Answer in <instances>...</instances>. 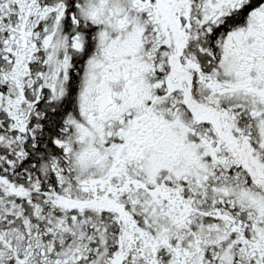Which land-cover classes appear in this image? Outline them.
Returning a JSON list of instances; mask_svg holds the SVG:
<instances>
[{"label": "snow or ice", "instance_id": "6c2138e0", "mask_svg": "<svg viewBox=\"0 0 264 264\" xmlns=\"http://www.w3.org/2000/svg\"><path fill=\"white\" fill-rule=\"evenodd\" d=\"M0 264H264V0H0Z\"/></svg>", "mask_w": 264, "mask_h": 264}]
</instances>
